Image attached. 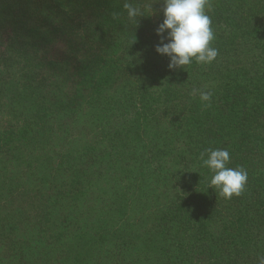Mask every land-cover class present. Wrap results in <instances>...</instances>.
<instances>
[{"label": "trees", "instance_id": "trees-1", "mask_svg": "<svg viewBox=\"0 0 264 264\" xmlns=\"http://www.w3.org/2000/svg\"><path fill=\"white\" fill-rule=\"evenodd\" d=\"M125 2L0 0V264H259L264 0H209L218 56L175 69L163 0Z\"/></svg>", "mask_w": 264, "mask_h": 264}, {"label": "clouds", "instance_id": "clouds-1", "mask_svg": "<svg viewBox=\"0 0 264 264\" xmlns=\"http://www.w3.org/2000/svg\"><path fill=\"white\" fill-rule=\"evenodd\" d=\"M206 8H211L209 0H163L164 19L156 29L161 39L155 51L169 58V69L183 68L193 61L210 64L217 58L218 49L211 46L215 39L212 19ZM124 9L129 20H136L142 15L141 9L130 0H126ZM199 95L202 102L211 100L210 92H200ZM201 159L213 173L210 188L219 189L220 196L231 199L243 192L248 173L242 167H228L230 153L227 149H206L201 153ZM259 264H264V257L259 258Z\"/></svg>", "mask_w": 264, "mask_h": 264}]
</instances>
